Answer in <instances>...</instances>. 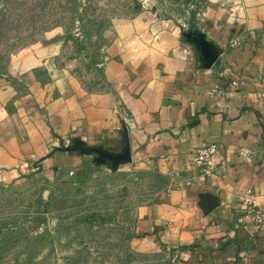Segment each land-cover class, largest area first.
I'll list each match as a JSON object with an SVG mask.
<instances>
[{
    "label": "rangeland",
    "instance_id": "rangeland-1",
    "mask_svg": "<svg viewBox=\"0 0 264 264\" xmlns=\"http://www.w3.org/2000/svg\"><path fill=\"white\" fill-rule=\"evenodd\" d=\"M207 7L0 0V264H264V251L226 257L151 242L135 221L158 179L85 147L66 162L71 117L103 87L107 62L149 52L164 30L193 33Z\"/></svg>",
    "mask_w": 264,
    "mask_h": 264
},
{
    "label": "crops",
    "instance_id": "crops-1",
    "mask_svg": "<svg viewBox=\"0 0 264 264\" xmlns=\"http://www.w3.org/2000/svg\"><path fill=\"white\" fill-rule=\"evenodd\" d=\"M207 1L198 46L164 30L149 52L107 62L103 87L71 117L66 162L90 147L158 179L135 221L151 242L241 256L264 251V227L236 222L247 188L264 208V0ZM211 142L215 171L202 179L193 155Z\"/></svg>",
    "mask_w": 264,
    "mask_h": 264
},
{
    "label": "built area",
    "instance_id": "built-area-1",
    "mask_svg": "<svg viewBox=\"0 0 264 264\" xmlns=\"http://www.w3.org/2000/svg\"><path fill=\"white\" fill-rule=\"evenodd\" d=\"M230 43L232 45H237L238 39L233 38ZM218 149V144L215 142L203 144L196 149L193 155V162L198 170L200 178L208 179L213 175L215 171L214 157ZM247 152V149H241L240 151L241 154ZM239 203L243 209V213L236 219L238 225L245 226L253 224L264 227V208L258 205L252 188H247L243 191L239 196Z\"/></svg>",
    "mask_w": 264,
    "mask_h": 264
},
{
    "label": "water",
    "instance_id": "water-1",
    "mask_svg": "<svg viewBox=\"0 0 264 264\" xmlns=\"http://www.w3.org/2000/svg\"><path fill=\"white\" fill-rule=\"evenodd\" d=\"M186 33H187L186 34L187 41L193 43L195 46H198L199 42L203 41V38L200 35V31H199L198 28H196V30L193 33L190 30H187ZM183 35H185V34H183ZM208 67H209L208 65L203 66L204 69H207ZM85 149L87 151L92 150V148H90V147L89 148H85Z\"/></svg>",
    "mask_w": 264,
    "mask_h": 264
}]
</instances>
